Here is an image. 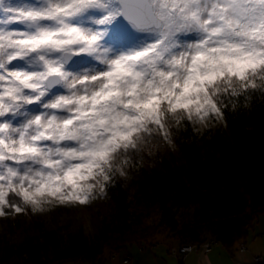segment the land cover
Returning <instances> with one entry per match:
<instances>
[{
  "label": "snow or ice",
  "instance_id": "snow-or-ice-1",
  "mask_svg": "<svg viewBox=\"0 0 264 264\" xmlns=\"http://www.w3.org/2000/svg\"><path fill=\"white\" fill-rule=\"evenodd\" d=\"M256 94L264 0H0V216L97 202Z\"/></svg>",
  "mask_w": 264,
  "mask_h": 264
},
{
  "label": "trees",
  "instance_id": "trees-1",
  "mask_svg": "<svg viewBox=\"0 0 264 264\" xmlns=\"http://www.w3.org/2000/svg\"><path fill=\"white\" fill-rule=\"evenodd\" d=\"M145 157L105 196L117 212L96 218L95 237L79 232L57 240L52 232L41 233L42 240L29 237L8 249L3 263L94 261L104 247L119 250L168 230L179 244L199 243L208 234L227 250L233 248L264 212V97L256 94L227 126L202 136L181 134L174 147ZM173 208L192 213L178 221Z\"/></svg>",
  "mask_w": 264,
  "mask_h": 264
},
{
  "label": "rangeland",
  "instance_id": "rangeland-1",
  "mask_svg": "<svg viewBox=\"0 0 264 264\" xmlns=\"http://www.w3.org/2000/svg\"><path fill=\"white\" fill-rule=\"evenodd\" d=\"M104 212L109 218L117 212L116 207L114 209L113 205L106 203L105 197L87 206L71 210L61 208L59 211L47 212L43 216H34L38 226L29 225L27 216L20 217L18 225L13 224L11 218L5 220L0 216V264H4L3 260L8 256V249L22 244L25 238L35 236L41 238V233L52 232L57 240H65L68 234L80 232L92 239L98 234L95 220L97 217L104 219ZM172 213L179 221L182 214L189 215L192 210L173 208ZM132 219L133 214L129 213L127 221L131 222ZM263 234L264 212L257 215L247 240L239 241L228 250L208 234H205L203 241L199 243L179 244L178 240H175V233L168 230L153 239L131 243L119 250L104 247L94 261L76 259L57 264H186L185 259L188 255L191 256L187 260L189 264H236L237 262L264 264V259L260 255H264ZM255 236L258 237L252 241ZM204 255H208L210 259L207 260L208 257Z\"/></svg>",
  "mask_w": 264,
  "mask_h": 264
},
{
  "label": "crops",
  "instance_id": "crops-1",
  "mask_svg": "<svg viewBox=\"0 0 264 264\" xmlns=\"http://www.w3.org/2000/svg\"><path fill=\"white\" fill-rule=\"evenodd\" d=\"M263 239H264V238H263ZM249 247H250V246H249ZM250 252H251V251H250ZM244 253H245V252H244ZM258 255H259V254H258ZM260 255H261V256H262V258L264 259V255H262V254H260ZM204 256H205V257H208V255H207V256H206V255H204ZM196 257H197V255H196ZM189 258H191V256L189 257V255H188V256L186 257V259H185V260H186V261H185V263H186V264H189V263H188V261H187ZM252 258H253V256H252ZM252 258H251V259H252ZM209 259H210V258L208 257V259H207V260H209ZM236 264H242V263H240V262H237Z\"/></svg>",
  "mask_w": 264,
  "mask_h": 264
},
{
  "label": "bare ground",
  "instance_id": "bare-ground-1",
  "mask_svg": "<svg viewBox=\"0 0 264 264\" xmlns=\"http://www.w3.org/2000/svg\"><path fill=\"white\" fill-rule=\"evenodd\" d=\"M248 235H249V233H248ZM248 235L245 237V239H243V240H247V238H248ZM258 236H255V237H253V240L252 241H254L256 238H257ZM262 237L264 238V234L262 235Z\"/></svg>",
  "mask_w": 264,
  "mask_h": 264
},
{
  "label": "built area",
  "instance_id": "built-area-1",
  "mask_svg": "<svg viewBox=\"0 0 264 264\" xmlns=\"http://www.w3.org/2000/svg\"><path fill=\"white\" fill-rule=\"evenodd\" d=\"M257 258H259V257H257Z\"/></svg>",
  "mask_w": 264,
  "mask_h": 264
}]
</instances>
